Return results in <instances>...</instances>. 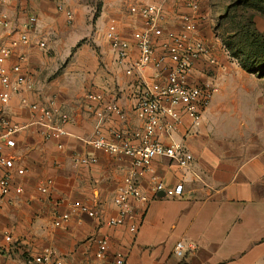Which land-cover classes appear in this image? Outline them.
Segmentation results:
<instances>
[{"label": "crops", "instance_id": "obj_1", "mask_svg": "<svg viewBox=\"0 0 264 264\" xmlns=\"http://www.w3.org/2000/svg\"><path fill=\"white\" fill-rule=\"evenodd\" d=\"M198 1V31L218 65L201 60L193 77L213 81L220 93L204 111L199 128L192 129L185 118L175 135L184 146L187 164L166 157L153 160L159 179L167 187L182 183L183 195L153 194L150 175H145L140 186L150 196L149 204L143 208L130 199L131 212L119 226L106 221L117 215L114 197L131 170V160L105 153L88 141L143 127L135 111L136 91L141 77L149 82L157 78L152 67L126 74L139 53L132 34L142 27L140 17L129 9L161 5L165 28L174 31L180 30V15L189 10L179 0H102L95 15L88 3L63 0L73 12L68 22L57 0L0 4V13L10 20V30L0 27V47L17 37L31 16L37 17L29 30L30 42L0 61V67L10 71L23 55L22 71L34 83L32 91L22 90L7 103L0 102V119L23 126L14 134L12 147L2 144L9 158L2 170L10 173L13 191L0 196V264H26L45 249L52 252L47 264H116L117 253L123 255V264H264V82L231 61L217 37L207 35L202 27L211 22L210 0ZM113 19L119 36L129 43L122 64L105 35ZM88 93L115 102L122 115L97 116L100 105L87 99ZM49 99L68 114V134L44 141L29 105ZM157 137L168 144L167 136ZM82 158L96 161L83 164ZM19 168L25 169L23 175L17 174ZM45 179L53 182L48 193L38 190ZM73 203L95 210L96 216L81 212L56 227L55 217ZM131 224H136L135 232ZM101 238L109 242L104 259L96 257ZM180 241L185 247L182 257L174 252Z\"/></svg>", "mask_w": 264, "mask_h": 264}, {"label": "built area", "instance_id": "obj_2", "mask_svg": "<svg viewBox=\"0 0 264 264\" xmlns=\"http://www.w3.org/2000/svg\"><path fill=\"white\" fill-rule=\"evenodd\" d=\"M9 0H0L4 4ZM189 10L180 15V30L174 31L165 28L167 16L161 5L146 4L142 6L132 5L130 13L140 17L142 27L133 32L132 37L138 49V57L132 61L126 69V74L141 73L146 67L155 70L157 80L147 81L141 77V83L136 91L135 111L137 117L143 122V127L139 131L126 133L123 131H113L112 139H107L101 135L88 141L96 149L116 156L129 157L131 160V170L123 178V183L118 193L114 197V204L117 208V215L110 217L106 223L108 226H119L131 212L130 199L145 208L151 198L143 192L140 186V179L145 175H150V183L153 194L164 192L166 196H182L184 192L183 184L178 183L174 187H167L159 179L153 168V160L156 157H166L177 161L185 166L183 144L175 138L179 128L187 118L192 129H197L203 121L204 111L211 105L215 95L220 93L219 86L211 80L196 81L193 77L196 63L206 61L210 66L218 65L213 49L200 37L198 24L195 15L200 11L198 0H179ZM57 9L64 12L68 22L73 19V12L67 8L63 0H57ZM37 23V17L31 16L25 24V29L18 33L17 37L10 40L7 45L0 47V61H4L12 53L30 42L29 30ZM0 27L10 30V20L6 13H0ZM106 38L116 56V61L122 64L128 55L129 43L122 39L117 31V21L111 20L106 30ZM217 37V35H216ZM159 41V44L155 42ZM40 47H45L44 42L39 43ZM157 47L159 51H157ZM223 51L231 59L224 45ZM24 59L19 56V62L14 64L10 71L0 67V102L5 104L13 94L22 90L32 91L34 83L31 78L23 73L20 61ZM11 74H14L13 80ZM159 79V80H158ZM86 98L98 103L100 107L95 110L99 117L108 114L122 115L121 108L113 101H105L103 95L88 93ZM26 103V100H22ZM34 114L33 123L39 127L38 134L44 141H51L66 136L64 125L68 122L69 116L58 107L54 99H49L45 103L29 105ZM22 125L12 124L6 119H0V196H9L13 191V183L10 173L2 169L8 164L9 158L2 153V144L12 147L14 145L13 136L22 130ZM163 134L168 137V144H164L157 135ZM134 140L139 144L135 145ZM95 158H82L80 162L89 164L95 162ZM25 169H17L18 175H23ZM53 182L51 179L42 180L38 190L48 193ZM20 191L19 186L15 187ZM86 213L90 217L96 216V211L89 209L86 205L73 203L69 210L57 215L54 219L56 227L63 226L73 215ZM137 230L136 224L130 225V231ZM98 250L96 257L104 259L109 242L107 238L97 241ZM184 244L178 242L174 252L178 257L184 255ZM52 257V252L45 249L39 255L29 257L26 264H47ZM116 264H123L124 258L121 253L116 254ZM74 264V263H70Z\"/></svg>", "mask_w": 264, "mask_h": 264}, {"label": "rangeland", "instance_id": "obj_3", "mask_svg": "<svg viewBox=\"0 0 264 264\" xmlns=\"http://www.w3.org/2000/svg\"><path fill=\"white\" fill-rule=\"evenodd\" d=\"M66 2L68 4L70 2L88 3L93 8L92 11L96 15L97 11L101 7L102 0H66ZM235 2H240V5L233 7V11L230 14V17L221 22L220 17L225 14L228 6L234 4ZM248 5H251L248 0H210L211 22L208 25L203 26L202 28H207L206 33L209 37L214 36L216 38L217 35L220 43L223 44V42H225L232 47L231 50L233 52H238L239 46L232 44V39L239 35V33L236 32V30H238L237 28H241L243 25H246L251 15H253V20H255L256 23L259 22V28L264 34V16L259 13L260 9H262L264 5H260L258 6V8L253 5L252 7H254L257 12H255L254 9H251ZM95 15L93 16V18L95 17ZM233 27L237 28L233 30ZM228 30L233 31L228 33ZM239 55L242 57V54L239 53ZM237 64H239V62H237ZM255 76L258 77V75L256 74ZM262 79L264 82V77H262Z\"/></svg>", "mask_w": 264, "mask_h": 264}, {"label": "trees", "instance_id": "obj_4", "mask_svg": "<svg viewBox=\"0 0 264 264\" xmlns=\"http://www.w3.org/2000/svg\"><path fill=\"white\" fill-rule=\"evenodd\" d=\"M251 5H248L251 9L253 5L258 8L260 5H264V0H248ZM240 5V2L228 6L224 15L220 17L221 22L230 17L233 11V7ZM255 10V9H254ZM255 12H257L255 10ZM259 13L264 16V7L260 9ZM237 27H233L234 30ZM236 30L239 35L232 39V44L238 45V52H233L232 47L225 42L223 45L228 52L229 56L235 61L239 62L241 68L250 74L258 75V78L264 77V34L259 31L256 26V21L253 20V15L249 18L246 25ZM228 30V33L233 31ZM242 54V57L239 55Z\"/></svg>", "mask_w": 264, "mask_h": 264}, {"label": "water", "instance_id": "obj_5", "mask_svg": "<svg viewBox=\"0 0 264 264\" xmlns=\"http://www.w3.org/2000/svg\"><path fill=\"white\" fill-rule=\"evenodd\" d=\"M162 195H164V193H161Z\"/></svg>", "mask_w": 264, "mask_h": 264}]
</instances>
